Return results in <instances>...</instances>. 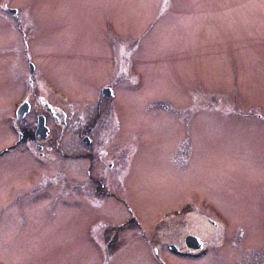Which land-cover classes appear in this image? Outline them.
Masks as SVG:
<instances>
[{
    "label": "rangeland",
    "instance_id": "rangeland-1",
    "mask_svg": "<svg viewBox=\"0 0 264 264\" xmlns=\"http://www.w3.org/2000/svg\"><path fill=\"white\" fill-rule=\"evenodd\" d=\"M1 2L18 7L21 33L16 19L0 17V147L11 138L7 117L13 100L25 97L24 76L32 77L27 74L20 37L36 65L34 76L36 72L46 85L55 87L53 95L76 103L92 99L99 83L118 76L117 62L110 61L113 55L122 62L121 78L112 101L97 97L101 104L94 137L109 129L108 102L126 131L131 124L134 127L139 142L132 151L131 173L122 175L130 183L125 182L129 187L122 194L143 217L152 219L146 226L148 234L152 236L150 228L160 214L196 211L192 205L197 201L202 212L218 211L234 220L227 226L257 227V214L252 221L247 207L256 205L264 190V144L257 142L260 127L254 118L264 107L261 0ZM124 70L131 74L132 85L122 79ZM84 111L89 117V109ZM35 113H29V124H34ZM60 133L63 147L70 136H76L69 127H57L54 134ZM182 141L184 148L178 146ZM7 158L15 157L11 152L0 156V259L4 264H95L97 258L91 255L95 244L87 230L97 218L108 225L115 222L116 205L107 200L94 207L65 198L61 181L66 178L59 176L58 198L30 196L26 189L38 176L32 171L34 165L23 162L21 168L10 169ZM55 162L60 168L67 164L63 158ZM122 227V241L126 239L122 244L139 246L138 236L127 240L134 233L130 223ZM163 230L161 226L158 236ZM163 234L173 235L167 230ZM222 239L224 247L218 251L223 261L255 264V256L249 258V253L256 247L245 252L246 245L234 234ZM208 249L211 254L189 260L164 251L170 262L221 264ZM132 260L124 264H135Z\"/></svg>",
    "mask_w": 264,
    "mask_h": 264
},
{
    "label": "flooded vegetation",
    "instance_id": "flooded-vegetation-1",
    "mask_svg": "<svg viewBox=\"0 0 264 264\" xmlns=\"http://www.w3.org/2000/svg\"><path fill=\"white\" fill-rule=\"evenodd\" d=\"M261 4L264 7V0H261ZM0 12L3 13H0V17L11 16L16 19L17 32L21 33L18 7L1 2ZM19 40L23 42L21 48L28 68L27 74L28 72L32 73V77L24 76L28 83L22 87L25 97L13 100L11 113L7 117V128L11 138L0 147V156L11 152V156L15 157L14 160L6 159V164L10 169L12 167L21 168L19 164L23 162L27 164L31 162L34 165L32 171H35L38 176L26 189L30 196L36 195L43 200L58 198L56 186L58 184L57 176H59L63 180L66 178L65 182L61 181V185L64 184L66 189L65 198L82 200L94 207H100L107 200H111L116 205L118 216L115 218L117 219L115 222L108 225L97 218V220H91L90 228L87 230V235L95 244V250L91 253L93 257L97 258L95 264H124L126 261L129 263L133 256L137 257L132 260L135 264H180L183 262L181 260L170 262L164 248L174 256H178L179 259L186 258L187 260L201 257L204 253L211 251L208 248H212L216 263L229 264L223 261V253L218 251L224 247L222 238L227 234L229 237H232L233 234L236 237L239 236L246 245L245 252H249L248 247H256V252L248 254L249 258L255 256V264H263V249H259V246L262 248L261 243H264V190L262 198L256 200V205L247 207L252 221L255 220L253 215L257 214V227L252 225L250 229H247L240 226L238 230V224L233 223L227 226L228 221L234 220L226 219L215 209L214 211L217 213L202 212L199 209L201 202L197 201L192 206L199 211L184 209L179 214H160L158 222L154 223V228H150L153 232L152 236L149 235L146 226L151 225L152 219H149L147 215L143 217L141 210L122 194V191H126L129 187L126 185L129 183L128 180H122V175L131 173L132 151L135 150L139 142L134 127L131 124L126 131L121 125L123 121L108 102L106 120L110 125L109 129L97 138L94 137L95 129L99 125L98 115L101 99L98 98L113 100L114 86L120 82L119 78H121L120 64L122 62H119L120 58L117 60L112 55L110 59L113 64L117 62L115 70L118 76L111 82L99 83L92 99L76 103L68 101L66 96L53 95L52 90L56 88L50 84L46 85L43 78L36 76V72L34 76L36 65L32 62L28 44L21 37ZM123 74L124 82L132 85L131 74L126 75L125 70ZM261 89V94L264 97V81ZM99 94L100 97H98ZM22 104L26 107V111L20 116L17 114V110ZM86 109H89V117L88 112L84 111ZM32 111L36 112L33 125L29 124L31 120L28 119V115ZM57 114L60 115L59 118L56 116ZM254 118L260 127L259 136L256 139L258 144L262 145L264 144V107L255 114ZM8 120L11 121L12 126ZM38 120L39 125H37ZM57 127H69L71 130L73 128L76 132L75 138L70 136L68 143L64 142V147L61 145L62 134H54ZM47 140L48 145L45 143ZM184 144L182 141L178 143V146L184 148ZM21 147L28 153L25 154ZM16 149H21V153L14 156L12 154ZM262 153L264 154V152ZM57 158H63L67 164L60 168V164L55 162ZM172 159L176 160L174 157ZM33 161L39 165H35ZM40 163L45 164L40 165ZM26 174L29 175V172ZM39 186H44V188L38 189ZM124 214L127 217L122 221ZM119 216L120 218H118ZM126 223H130V227L135 233L132 232L131 237L127 240L130 241L132 237L138 236L139 246L131 247L122 244L126 240L122 241V226ZM111 225L113 226L110 227ZM161 226L164 230L173 233L171 238L165 237L164 230L158 236L157 231H160ZM0 264H4L1 259Z\"/></svg>",
    "mask_w": 264,
    "mask_h": 264
},
{
    "label": "water",
    "instance_id": "water-1",
    "mask_svg": "<svg viewBox=\"0 0 264 264\" xmlns=\"http://www.w3.org/2000/svg\"><path fill=\"white\" fill-rule=\"evenodd\" d=\"M26 111V107L23 106V104L18 108L17 110V114H20V116ZM20 112V113H19ZM37 125H39V120H38V123Z\"/></svg>",
    "mask_w": 264,
    "mask_h": 264
}]
</instances>
